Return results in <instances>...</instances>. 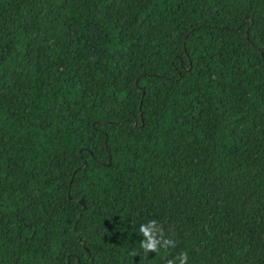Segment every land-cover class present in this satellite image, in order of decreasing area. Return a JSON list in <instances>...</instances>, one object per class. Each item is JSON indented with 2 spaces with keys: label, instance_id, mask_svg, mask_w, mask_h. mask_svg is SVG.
<instances>
[{
  "label": "trees",
  "instance_id": "16d2710c",
  "mask_svg": "<svg viewBox=\"0 0 264 264\" xmlns=\"http://www.w3.org/2000/svg\"><path fill=\"white\" fill-rule=\"evenodd\" d=\"M185 251L264 264V0H0V264Z\"/></svg>",
  "mask_w": 264,
  "mask_h": 264
},
{
  "label": "clouds",
  "instance_id": "9594fccd",
  "mask_svg": "<svg viewBox=\"0 0 264 264\" xmlns=\"http://www.w3.org/2000/svg\"><path fill=\"white\" fill-rule=\"evenodd\" d=\"M152 223V222H150ZM140 232L146 237L145 241L141 242V248L145 250V252L148 251H158V241L155 238V235L153 231L148 226H142L140 229ZM166 243L171 244L173 247H175V242L173 240L167 241ZM180 264H187L188 261V253L181 252L178 257ZM169 264H175V261H169Z\"/></svg>",
  "mask_w": 264,
  "mask_h": 264
},
{
  "label": "water",
  "instance_id": "95a60500",
  "mask_svg": "<svg viewBox=\"0 0 264 264\" xmlns=\"http://www.w3.org/2000/svg\"><path fill=\"white\" fill-rule=\"evenodd\" d=\"M109 163H110V161L108 162V164H109ZM78 201H79V202L83 205V207L85 208L86 204H85L84 199H83V198H80Z\"/></svg>",
  "mask_w": 264,
  "mask_h": 264
}]
</instances>
